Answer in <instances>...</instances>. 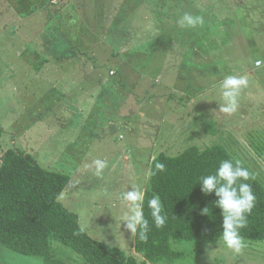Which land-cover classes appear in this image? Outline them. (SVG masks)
Listing matches in <instances>:
<instances>
[{
	"label": "rangeland",
	"instance_id": "1",
	"mask_svg": "<svg viewBox=\"0 0 264 264\" xmlns=\"http://www.w3.org/2000/svg\"><path fill=\"white\" fill-rule=\"evenodd\" d=\"M63 1L0 0V156L17 148L29 152L47 170L71 174L65 192L84 194L75 209L91 211L81 219L83 230L135 257V234L122 226L128 212L122 194L133 188L145 191L151 157L161 153L178 156L193 145L201 149L224 145L264 184V47L256 37V47H235L241 33L258 35L235 22L237 14H245L253 5L257 8L260 0H208L211 10L196 16L200 22L183 27L180 18L194 12L175 11L171 0H135L134 15H125L132 12L124 8V3L135 6L133 0H100L94 22L106 20L109 33L102 40L121 54L123 62L114 60L105 66L120 74H133H126L123 81L126 92L100 96L95 91L78 94L72 80H61V86L56 87L58 62L45 60L52 51L45 26L69 24L74 27L70 32H76L74 23L89 0H72L78 8L82 4L83 10L71 17L70 2L66 12L57 17L52 11L55 13ZM153 2L164 4L150 13L141 7ZM106 14H112V19ZM240 23H246L242 16ZM20 27V33L15 34ZM68 67L83 72L93 66L81 60L80 66ZM228 76L247 79L233 113L219 111L221 82ZM86 78V83L96 82ZM72 100L78 101V110ZM211 123L215 127H208ZM98 159L106 164L99 174L94 163ZM78 164L85 168L75 175L73 169ZM101 191L105 196L96 201L101 199L103 207H93L92 194ZM245 243L239 253L223 245L199 251L202 247L195 243H175L172 248L184 252L185 257L171 264H264V243ZM53 263L86 264L80 254L56 241L49 259L0 250V264Z\"/></svg>",
	"mask_w": 264,
	"mask_h": 264
},
{
	"label": "trees",
	"instance_id": "2",
	"mask_svg": "<svg viewBox=\"0 0 264 264\" xmlns=\"http://www.w3.org/2000/svg\"><path fill=\"white\" fill-rule=\"evenodd\" d=\"M69 1L57 4L58 13L52 11V14L57 17L64 14ZM75 6L69 13L71 17L83 10L81 6ZM87 6L90 10L85 8L74 23L75 27L77 25L76 32H70L74 28L72 25H63V30L67 29L65 35L67 33L66 36L74 43L71 50L83 59L88 57L94 71L117 73L114 68L107 70L105 66L114 60L123 63L121 54L102 40L109 33L107 22H94L99 14L98 8L91 0ZM110 16L112 14L105 15L112 19ZM115 31L119 32L117 29ZM83 32L84 35H81ZM70 40L66 41L68 45ZM100 52L103 53L101 56ZM213 126L215 124L211 123L208 127ZM2 135L3 128L0 126V139ZM0 159V250L49 259L56 241L80 254L86 264H171L185 257L184 252L172 248L175 243L192 242L202 247L199 251L218 247L222 244L219 242L221 210L214 206L215 195L203 194L198 182L201 176L214 173L223 160L240 161L251 173L247 183L252 187L256 203L241 235L245 241L264 243V184L224 145L203 149L193 145L178 156L161 153L153 159L144 201L149 231L146 240H140L135 234L134 244L135 251L142 255L143 261L117 247L94 240L83 230L77 215L60 201L70 183L69 175L43 168L30 153L17 148L5 150ZM157 163L164 164V170H158ZM153 194L159 195L163 205L162 214L166 216L165 224L159 228L152 221L147 207V200ZM205 207L210 208L209 215H201Z\"/></svg>",
	"mask_w": 264,
	"mask_h": 264
},
{
	"label": "clouds",
	"instance_id": "3",
	"mask_svg": "<svg viewBox=\"0 0 264 264\" xmlns=\"http://www.w3.org/2000/svg\"><path fill=\"white\" fill-rule=\"evenodd\" d=\"M199 18L185 14L180 18V26H193L199 23ZM247 84L245 77L228 76L221 82V97L223 103L219 111L233 113L238 108V93L242 86ZM97 174L106 164L102 160L94 161ZM164 164L157 163L158 170H164ZM251 178L250 171L240 164V161L223 160L214 173L203 175L199 178L200 190L205 195L214 194L217 198L214 206L221 210L222 232L219 242L234 253L241 252L247 245L241 230L247 227L248 215L251 214L256 203V196L247 181ZM146 192L133 188L122 194V199L128 204V212L123 217L122 226L131 234L138 235L140 240H146L149 231V220L144 213ZM152 221L157 228L165 224L166 216L163 215V205L159 195L153 194L147 200ZM210 208L205 207L201 215H209ZM137 258L141 259L139 253Z\"/></svg>",
	"mask_w": 264,
	"mask_h": 264
},
{
	"label": "crops",
	"instance_id": "4",
	"mask_svg": "<svg viewBox=\"0 0 264 264\" xmlns=\"http://www.w3.org/2000/svg\"><path fill=\"white\" fill-rule=\"evenodd\" d=\"M84 1V0H83ZM88 1V0H85ZM92 2L95 3V7L101 9V5H100V0H91ZM159 1V0H157ZM172 1V8L175 9V11H179V10H184V11H188V10H192V12H194L193 16H202L203 10H207V8L210 9V4L208 3V0H182L184 1L183 3L181 2V4L179 5L178 2L181 0H171ZM232 3H234L235 0H231ZM236 1H246V0H236ZM69 2L72 3V7L74 9L75 4L72 2V0H70ZM133 5L135 6H131L129 7V5L126 6V4L124 3V8H128L132 13L131 14H137V12L133 9V8H137L138 4H135V0L131 1ZM251 2L253 3V0H251ZM261 5L258 6L257 8L254 7V5L250 8L248 7L250 10H246L244 11L245 14H237V18L239 20H237L235 22L236 25L240 26L239 28L243 29V30H247L249 32L254 31L257 32V34L255 35H251V34H244L241 33L239 39L237 41H235V47H239V48H246V46L248 47H256V43L257 41H255V37L259 40H261L262 44L261 46L264 47V0H260ZM194 3V4H193ZM242 3V2H241ZM164 3H160V2H156V3H149V4H143L141 7H145L147 8L148 12L150 13L151 11H157L161 8V5H163ZM87 5H90V0L88 1ZM85 8H87L88 10H90L89 6H87ZM191 5H193L191 7ZM82 6V4H81ZM188 6H190L191 8L188 9ZM103 7V6H102ZM157 9H155V8ZM193 8V9H192ZM191 12V13H192ZM127 15V14H125ZM80 16V15H79ZM240 16L243 17V21H246L245 24L240 23ZM259 17V19H258ZM218 24H222V21H217ZM61 25H65L70 27L67 24H59V25H46L45 26V32L47 33V38L49 40L50 43H48V46L50 49H52L51 51V56H45V60L49 61V64L51 63L52 60H56L58 62V71L55 69L56 73L59 74V79L57 82L58 84L56 85V87H60L61 83L60 81H64V80H72V87L73 88H78L79 93L82 92H86L88 94H91L92 92H98V96H100L101 93H104L105 95H109L112 94L113 92L115 93L116 91H118L119 93H121L122 91L126 92L125 88H127V85H124L123 81L126 80L127 75L129 77H133L132 73H128L126 72V74L123 73H116V72H103V71H94L93 67H91L89 70L87 71H83V72H79L78 70H73V68H71L72 70L69 69L68 65L72 66V65H78L80 66V62L81 60H85L86 63L91 64L90 60L88 57H85L84 59L81 58L80 56H78L73 50H71V48L74 47V43L73 40H70V38L67 35L64 34L63 32L66 31L67 29H64V26ZM22 27L18 28L15 31V34H19L21 31ZM61 30L63 32H61ZM55 32V34H53ZM69 42V45L66 43L67 40ZM213 42V41H211ZM69 46V48H68ZM258 46V45H257ZM53 52V55H52ZM53 56V57H52ZM89 67H87L88 69ZM43 73V72H42ZM39 73V74H42ZM84 77H87L86 79H90L93 81H96L94 83L92 82H84ZM30 80V77H29ZM120 80V81H119ZM64 89H62V91L60 92L61 95L63 96L64 93ZM58 92V91H57ZM78 94L72 95V96H77ZM71 96V97H72ZM67 99V98H66ZM77 100H72V106L74 107L75 110L79 109V103H77ZM63 111V110H61ZM141 118L144 117L143 112L141 111ZM101 135V133H100ZM105 136H108L105 135ZM29 153V152H27ZM154 158H150V164L152 163ZM79 168V170H77ZM84 164H78L74 169H73V173L75 175L77 174H81V172L84 171ZM54 171V170H51ZM59 172V171H58ZM62 173V172H61ZM64 174H66L64 172ZM70 175L71 174H67ZM72 177V176H71ZM71 177H70V182H71ZM149 177L147 178V182H148ZM70 185V183H69ZM68 185V186H69ZM68 188V187H67ZM66 188V190H67ZM104 192H97L92 194V196L94 197L93 200V207H99L102 208L103 205L100 204V200H98L99 198H104ZM85 199V195L84 194H69L68 191L64 192L62 194V196L60 197V201L61 203L70 211L74 212L78 219H79V223L81 225V219H83L85 216H87L91 211H80L76 210L75 208L78 207V204L81 200ZM114 207L116 206V203L112 204ZM93 209V208H92ZM82 213V214H81ZM93 238V237H92ZM94 239V238H93ZM95 240V239H94ZM98 241V240H96ZM101 242V241H98ZM104 243V242H102ZM106 244V243H105ZM222 246V244L220 245ZM215 247V248H219ZM136 252V251H135ZM264 252V251H263ZM137 253V252H136ZM264 255V253H263ZM142 256V255H141ZM264 257V256H263ZM138 259V258H137ZM139 260V259H138ZM144 260V258H143ZM263 260V259H262ZM149 264V263H148ZM263 264V263H260Z\"/></svg>",
	"mask_w": 264,
	"mask_h": 264
},
{
	"label": "built area",
	"instance_id": "5",
	"mask_svg": "<svg viewBox=\"0 0 264 264\" xmlns=\"http://www.w3.org/2000/svg\"><path fill=\"white\" fill-rule=\"evenodd\" d=\"M259 64H261V63H259Z\"/></svg>",
	"mask_w": 264,
	"mask_h": 264
}]
</instances>
